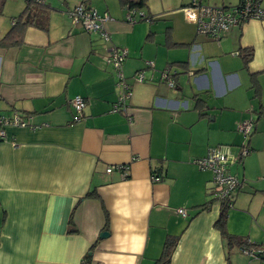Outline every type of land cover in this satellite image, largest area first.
I'll return each instance as SVG.
<instances>
[{"label": "crops", "instance_id": "obj_1", "mask_svg": "<svg viewBox=\"0 0 264 264\" xmlns=\"http://www.w3.org/2000/svg\"><path fill=\"white\" fill-rule=\"evenodd\" d=\"M83 2L45 0L46 30L28 28L21 47L0 50V116L16 113L30 127L8 126L0 141V264H85L86 255L87 264H154L170 236L178 237L170 264H226L212 174L194 163L220 145L248 150L229 166L241 187L227 230L264 242V19L216 41L185 17L192 0H146L141 12L150 21L135 24L118 0H90L88 8L108 17L104 41L67 16ZM24 5L4 17L2 10L0 39ZM111 48L127 51L125 112L111 110L118 92L106 63ZM240 48L253 49L246 69ZM167 68L173 88L162 79ZM75 96L85 100L79 122ZM243 121L254 123L247 142L237 131ZM115 166L127 170L106 172ZM229 255L231 264H264L239 249Z\"/></svg>", "mask_w": 264, "mask_h": 264}, {"label": "built area", "instance_id": "obj_2", "mask_svg": "<svg viewBox=\"0 0 264 264\" xmlns=\"http://www.w3.org/2000/svg\"><path fill=\"white\" fill-rule=\"evenodd\" d=\"M184 14L188 21L195 25L197 34L204 35L216 41L223 33L228 32L234 27L240 26L250 20H263L264 10L261 9L257 0H240L238 6L233 8H224L216 6H208L192 0L189 6L184 7ZM67 16L71 19L72 24H81L87 33L98 32L101 34L104 41H109V36L104 31L103 23L108 20L106 15L100 16L95 10L88 8L84 4L75 6L67 12ZM126 19L128 23L135 24L137 21L149 22L150 19L145 17L142 12L134 10H126ZM127 57V51L121 48H111L106 58V63L109 64L116 73V85L118 88L117 98L113 104L112 112H125L128 101L131 98V89L126 82L121 66ZM151 66V62L147 63ZM137 81H142V73L136 75ZM162 79L170 87H174V81L170 75V69L164 70ZM70 106L74 112V122H79L82 119V112L85 108V100L80 96H75ZM8 126H17L27 128L29 125L21 119L18 114H13L11 117L0 116V141H6L7 133L5 128ZM30 128V127H29ZM254 130L252 121H243L237 127V131L244 138L245 142L249 139ZM248 154L246 147H241L234 155L230 146H216L209 150L207 155L202 159L196 160L194 163L200 170L210 171L212 174L213 193L212 197L221 203L228 202V208L232 207V202L229 201L234 193L241 187V183L230 174L229 166L235 160L242 159ZM114 170L125 172L124 166L109 167L107 173ZM153 181H156L152 177ZM177 213L182 217L186 216L183 209H178ZM248 257L257 258L254 250L243 251Z\"/></svg>", "mask_w": 264, "mask_h": 264}, {"label": "trees", "instance_id": "obj_3", "mask_svg": "<svg viewBox=\"0 0 264 264\" xmlns=\"http://www.w3.org/2000/svg\"><path fill=\"white\" fill-rule=\"evenodd\" d=\"M7 0H0V14L2 13L3 7ZM90 0H84L82 4L87 6ZM120 6L125 10H134L141 12V9L146 8V0H118ZM260 5L261 0H257ZM240 3V2H239ZM24 9L21 13L15 18L14 24L11 26L9 31L0 39V50H8L13 48L21 47L24 44L25 32L28 28H38L41 30H46V25L44 20L47 19L48 6L45 3V0H24ZM233 8V7H227ZM244 24V23H243ZM241 24L240 26H242ZM45 25V26H44ZM238 27V26H237ZM235 28V27H234ZM233 29V28H232ZM169 46V45H168ZM239 57L242 60L243 66L246 69L248 64L252 61L253 58V49L252 48H240L238 50ZM251 86L254 89V97L259 98V85L257 77L255 74H250ZM197 106H200L202 102L198 99L196 101ZM201 107V106H200ZM234 155L236 154L238 147L230 146ZM238 161V160H237ZM237 161L233 164H236ZM232 164V165H233ZM239 190V189H238ZM238 190L234 193L232 198L229 199L230 202H233L234 196L237 194ZM92 194H87V197L93 196ZM213 200L203 205V210H208ZM228 202L221 203L219 209V215L216 221L214 222V228L219 232L220 236L226 242L227 248V257L226 264H231L229 260V254L232 249H239L242 251L245 250H254L256 252L257 258L264 260V242L255 243L251 242L246 237L232 235L228 232L226 223H227V214L229 211ZM76 207V206H75ZM75 207L73 211L75 210ZM105 228L108 226V218H106ZM178 237H167L165 239L162 252L160 257L155 261L154 264H170L172 255L177 246ZM85 264L88 263L89 257L87 255L84 257Z\"/></svg>", "mask_w": 264, "mask_h": 264}, {"label": "rangeland", "instance_id": "obj_4", "mask_svg": "<svg viewBox=\"0 0 264 264\" xmlns=\"http://www.w3.org/2000/svg\"><path fill=\"white\" fill-rule=\"evenodd\" d=\"M66 1L68 2V4H70V2L72 0H66ZM23 4H24V0H7L5 5H4L3 13L1 16L4 17L6 15V13H8L9 8H10V10H14L16 8V6H22ZM2 17H0V18H2ZM226 33H223L221 36L225 35Z\"/></svg>", "mask_w": 264, "mask_h": 264}, {"label": "water", "instance_id": "obj_5", "mask_svg": "<svg viewBox=\"0 0 264 264\" xmlns=\"http://www.w3.org/2000/svg\"><path fill=\"white\" fill-rule=\"evenodd\" d=\"M107 236H108L107 233L102 232L99 237L103 239V238H106Z\"/></svg>", "mask_w": 264, "mask_h": 264}]
</instances>
